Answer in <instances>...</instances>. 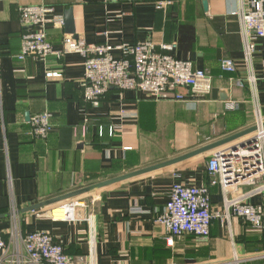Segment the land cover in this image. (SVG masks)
<instances>
[{
  "label": "crops",
  "instance_id": "obj_1",
  "mask_svg": "<svg viewBox=\"0 0 264 264\" xmlns=\"http://www.w3.org/2000/svg\"><path fill=\"white\" fill-rule=\"evenodd\" d=\"M162 1L0 0V227L9 245L2 264L16 259V242L9 234L15 226L23 233H50L72 264H90L88 216L97 233L94 264H233L235 252L243 257L239 264H264L260 235L245 230L241 220H232V237L227 227L214 222L208 241L185 237L174 247L155 222L175 183L208 184L210 155L75 198L85 202L76 221L54 220L49 214L75 199L38 207L252 127L255 104L264 114V38L249 34L241 21L249 1L170 0L159 9ZM37 5L63 16L72 8L74 36L89 44L176 43L172 55L213 76L211 95L187 105L112 89L101 106L91 107L84 101L82 56L17 58L25 31L19 8ZM65 34L64 29H48L55 50L62 49ZM247 40L256 47L252 73L258 80L252 89L231 82L251 74L244 64ZM113 56L122 57L119 51ZM224 58L238 63L237 73L222 72ZM48 73L61 77L49 78ZM229 100L237 101L239 109L226 111ZM43 112L51 114L53 131L46 141L34 140L29 122ZM248 190L239 189L234 196ZM211 196L213 211L224 213L221 188H212ZM249 201L259 204L264 197Z\"/></svg>",
  "mask_w": 264,
  "mask_h": 264
},
{
  "label": "built area",
  "instance_id": "obj_2",
  "mask_svg": "<svg viewBox=\"0 0 264 264\" xmlns=\"http://www.w3.org/2000/svg\"><path fill=\"white\" fill-rule=\"evenodd\" d=\"M247 13L241 14V21L249 34L255 38H264V0H248ZM170 0L159 2V9L170 4ZM20 21L25 29L22 35L20 61L33 59L44 61L48 57L62 58L68 54L84 58V101L93 108L101 106L102 100L114 89L120 93L139 91L149 94L156 100L173 99L179 103L194 105L211 95L214 78L207 71L194 69L189 60H181L172 55L178 49L176 43L157 46L152 41L122 44L117 47L109 43L89 44L84 39L73 35H64L63 47L55 50L48 39V29H64L63 15H57L55 9L46 5L22 6L19 8ZM114 51L122 55L120 59L113 56ZM256 47L252 40L245 45L244 64L251 74L244 80H231L233 86L256 88L257 76L253 75V56ZM221 70L224 74L237 73L238 63L230 58L222 59ZM49 78H59L61 74L48 73ZM251 88V89H252ZM181 90H186L183 94ZM226 111L239 109L234 100L225 102ZM252 126L257 127L254 142L235 151L230 147L209 154L206 171L208 184L197 186L194 183H175L170 200L160 211L155 222L165 229V241L174 247L175 241L186 235L206 242L211 237L214 222L227 227L232 237V220L238 219L247 225L253 233H258L263 240L264 257V202L250 203V199L264 197V114L260 105L255 104ZM51 114L43 112L30 119V137L46 141L53 131ZM220 187L224 197V213L213 211L211 189ZM248 188L237 197L234 192ZM65 211V217L54 220L76 221L79 208H85V202L75 199L56 207ZM16 212V211H15ZM89 227V258L94 264L97 233L92 216L85 218ZM16 242V259L8 260L10 264H72V259L65 253L50 233H23L18 226L9 231ZM4 231L0 227V264L5 261L9 245L4 240ZM234 244V243H233ZM243 261L236 252L233 264ZM171 264H177L172 262Z\"/></svg>",
  "mask_w": 264,
  "mask_h": 264
},
{
  "label": "water",
  "instance_id": "obj_3",
  "mask_svg": "<svg viewBox=\"0 0 264 264\" xmlns=\"http://www.w3.org/2000/svg\"><path fill=\"white\" fill-rule=\"evenodd\" d=\"M206 6H207V2H205V7ZM64 19H65L64 30L66 34L74 36L76 31H75V23H74L75 21L73 17L72 8H70L68 11L65 12ZM256 132H257L256 126L249 127L243 131H240L238 133H235L233 135H230L218 141H214L212 143L206 144L204 146H201L197 149H194L192 151H189L187 153H184L182 155H179L167 161H164V162H161V163H158V164H155L150 167H146V168H143L137 171H133L125 175L91 185L89 187H85L76 192H73L63 197H60L58 199H55L54 201H49L47 203H44L43 205H40L38 207L51 206L57 203H63L65 201L67 202L68 200H71V199L80 198V197L101 191L103 189H106V188H109L115 185H119V184L125 183L133 179H137L139 177L157 173V172H160V171L172 168V167L180 166L194 159L207 156L215 151H220L223 154L224 152L222 150H224L227 147H230L231 149L235 151L238 147H244L246 144L247 145L252 144V142H254V135Z\"/></svg>",
  "mask_w": 264,
  "mask_h": 264
},
{
  "label": "bare ground",
  "instance_id": "obj_4",
  "mask_svg": "<svg viewBox=\"0 0 264 264\" xmlns=\"http://www.w3.org/2000/svg\"><path fill=\"white\" fill-rule=\"evenodd\" d=\"M52 214L56 217V218H62L65 217V211H62L61 209H57L55 208L54 211L52 212Z\"/></svg>",
  "mask_w": 264,
  "mask_h": 264
},
{
  "label": "trees",
  "instance_id": "obj_5",
  "mask_svg": "<svg viewBox=\"0 0 264 264\" xmlns=\"http://www.w3.org/2000/svg\"><path fill=\"white\" fill-rule=\"evenodd\" d=\"M247 228H248V226L244 224V229L246 230ZM244 234H245V233H244ZM245 235H246V234H245ZM185 237H193V236L186 235V236L182 237L181 239H183V238H185ZM261 241H262V246H263V240L261 239Z\"/></svg>",
  "mask_w": 264,
  "mask_h": 264
}]
</instances>
